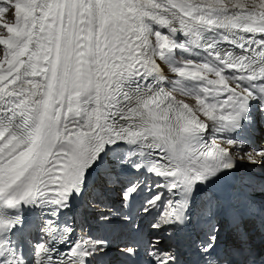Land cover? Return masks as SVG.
Instances as JSON below:
<instances>
[{"label": "snow or ice", "instance_id": "snow-or-ice-1", "mask_svg": "<svg viewBox=\"0 0 264 264\" xmlns=\"http://www.w3.org/2000/svg\"><path fill=\"white\" fill-rule=\"evenodd\" d=\"M0 264H264V0H0Z\"/></svg>", "mask_w": 264, "mask_h": 264}]
</instances>
